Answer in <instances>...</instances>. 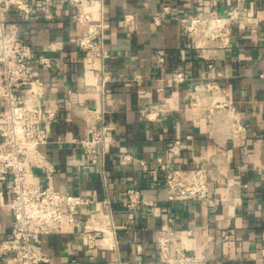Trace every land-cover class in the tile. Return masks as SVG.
<instances>
[{
	"label": "crops",
	"instance_id": "obj_1",
	"mask_svg": "<svg viewBox=\"0 0 264 264\" xmlns=\"http://www.w3.org/2000/svg\"><path fill=\"white\" fill-rule=\"evenodd\" d=\"M22 1L26 8L0 2V21L15 23L32 51L30 74L44 84L48 138L40 144L44 163L33 156V168L43 185L50 179L94 200L78 207L82 222L99 206L110 218L99 225L114 224L113 235L96 232L94 246L79 226L43 234L37 244L47 259L38 264H167L156 243L167 225L192 229L194 264H264V0H242L252 21L234 24L225 48L195 46L185 24L211 2L226 14L238 0H85L105 22V55L80 43L82 6ZM206 83L217 88L192 102L191 91ZM9 125L0 114V130ZM92 126L106 130L103 152L90 153L81 141ZM201 165L210 170L211 201L169 199L166 169ZM130 186L148 201L128 206ZM15 210L0 182V242Z\"/></svg>",
	"mask_w": 264,
	"mask_h": 264
},
{
	"label": "built area",
	"instance_id": "obj_2",
	"mask_svg": "<svg viewBox=\"0 0 264 264\" xmlns=\"http://www.w3.org/2000/svg\"><path fill=\"white\" fill-rule=\"evenodd\" d=\"M71 1L82 6L77 19L87 26V32L80 39L81 45L90 55H105V22L102 18L95 19L83 7L85 0ZM0 2L2 7L13 2L26 8L22 0ZM131 17L128 15L126 18ZM252 18L242 0H238L226 14L215 13L211 2L203 14L189 15L185 26L195 46L225 48L232 44L234 24L252 21ZM31 58L32 51L17 33L15 23L0 21V100L7 103L6 110L0 111V114L10 121L8 127L0 130V182L12 192V203L16 208L11 233L0 242V254L4 255L0 264H38L46 260L37 243L43 234L61 231L65 226H79L89 246L98 243L97 231L102 233L103 238L114 234L111 221L109 225H99V222L110 220L109 214L99 206L90 210L89 220L82 222L80 219L78 207L94 202L92 198L56 187L50 179L43 185L33 168V156L44 163L40 144L47 140L48 129L42 123L43 110L39 104L44 84L41 78L31 76ZM102 74L105 80L107 75L104 71ZM260 75L264 78V71ZM177 76L182 77V74ZM216 88L213 83L196 85L191 91V101H197L204 91L214 92ZM89 132L81 139L85 149L90 153L103 152L108 141L105 128L92 126ZM179 146L180 141L176 140L172 149L177 151ZM165 180L169 199L211 201L212 178L209 168L204 165L168 167ZM142 201L148 200L141 189L130 186L127 189V205L136 206ZM193 235L192 229L170 225L161 227L156 238L160 260L167 264L196 263L200 253L190 250L189 241ZM262 250L264 252V248ZM136 264L144 263L138 260Z\"/></svg>",
	"mask_w": 264,
	"mask_h": 264
}]
</instances>
